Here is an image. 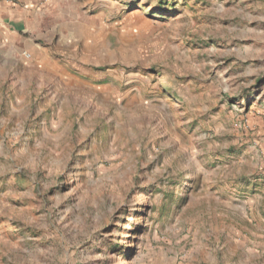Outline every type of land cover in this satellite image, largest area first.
Wrapping results in <instances>:
<instances>
[{
  "label": "rangeland",
  "instance_id": "374dc122",
  "mask_svg": "<svg viewBox=\"0 0 264 264\" xmlns=\"http://www.w3.org/2000/svg\"><path fill=\"white\" fill-rule=\"evenodd\" d=\"M50 1L0 33V264H264V0Z\"/></svg>",
  "mask_w": 264,
  "mask_h": 264
},
{
  "label": "crops",
  "instance_id": "0c3cea01",
  "mask_svg": "<svg viewBox=\"0 0 264 264\" xmlns=\"http://www.w3.org/2000/svg\"><path fill=\"white\" fill-rule=\"evenodd\" d=\"M58 1L50 2L56 4ZM36 6V0H17L15 4L0 0V33L4 32L11 40L16 34L26 33L28 30L37 29V32H41L47 17L56 14L47 10L48 6L41 9Z\"/></svg>",
  "mask_w": 264,
  "mask_h": 264
},
{
  "label": "built area",
  "instance_id": "2783aa9c",
  "mask_svg": "<svg viewBox=\"0 0 264 264\" xmlns=\"http://www.w3.org/2000/svg\"><path fill=\"white\" fill-rule=\"evenodd\" d=\"M5 1H7L9 4H13V3H15L17 0H5Z\"/></svg>",
  "mask_w": 264,
  "mask_h": 264
}]
</instances>
